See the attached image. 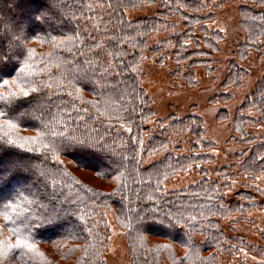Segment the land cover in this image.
<instances>
[{"label":"trees","instance_id":"obj_1","mask_svg":"<svg viewBox=\"0 0 264 264\" xmlns=\"http://www.w3.org/2000/svg\"><path fill=\"white\" fill-rule=\"evenodd\" d=\"M244 1L240 24L245 41L236 53L242 61L251 50L264 46V0ZM146 6L158 9L144 18H128V12ZM208 9V4L197 0H0V55L5 57L0 84L8 80L12 91L23 88L43 104L37 113L40 120L25 117L18 127L0 130V144L5 132L24 143L37 137L41 124H48L96 145L87 152L71 147L49 152L47 160L40 157L46 173L41 180L21 172L4 188L0 214L11 202L6 198L16 191L33 202L16 209L24 223L5 225L0 218V241L15 244L12 227L23 230L28 222L37 224L32 229L35 251L15 250L5 264H106L112 232L109 215L124 232L130 264H219L244 249L261 253L243 235L229 234L223 222L264 204L256 190H240L235 200L226 196L238 174L248 181L264 175V131L259 136L248 132L249 127H264V77L233 118L234 137L246 143L238 155L240 165L234 161L215 170V179L207 169L215 160L210 153L213 145L205 139L200 117L173 116L157 120L154 127L147 125L156 111L141 83L143 61L152 56L160 63L174 62V76L187 86L196 83L198 67L211 73L212 56L223 36L208 30L206 24L213 16ZM41 10L49 17L46 23L37 20ZM164 32L169 36L150 43ZM17 33L28 36L22 41V56L19 48H12ZM28 50L30 67L21 73ZM246 76L242 67L232 63L223 86L238 87ZM252 111L258 117L249 115ZM26 147L38 151L25 153L5 146L0 165L9 166L18 154L39 155L43 150L39 145ZM155 155L162 157L150 162ZM57 157L61 163H56ZM189 172L198 173L200 180L185 188L165 189L175 177ZM53 204L75 214L61 213L59 220L49 223L47 218L55 215ZM9 215L14 213L9 210ZM137 216L149 217L146 230L133 228ZM168 217L181 223L168 228Z\"/></svg>","mask_w":264,"mask_h":264},{"label":"rangeland","instance_id":"obj_2","mask_svg":"<svg viewBox=\"0 0 264 264\" xmlns=\"http://www.w3.org/2000/svg\"><path fill=\"white\" fill-rule=\"evenodd\" d=\"M209 5L208 12L213 16L206 24L209 31L218 32L223 36L218 52L213 54L211 67L213 71L207 73L203 66L195 72V84L187 86L184 80L174 76L175 64L168 60L167 64L160 63L155 57L147 56L143 61L139 73L141 83L156 111V118L148 122V126H156V122L187 115H196L202 119L205 139L213 145L210 153L215 157L209 164V176L216 178L215 170L234 164L238 155L243 154L246 143L234 137L233 118L254 91L257 84L264 77V46L260 50H251L249 57L243 61L237 57V47L245 41V32L241 27L240 11L246 6L244 0H197ZM155 6H146L128 12V18L138 19L154 14ZM169 33H161L150 39V43H160ZM232 63L242 67L247 76L236 86H223L225 78L231 71ZM249 115L258 117L255 111ZM264 131L263 126L249 127L248 132L259 136ZM162 156L155 155L150 162L159 160ZM238 166L240 165L237 161ZM235 164V165H236ZM94 184L103 183L84 175ZM200 180L199 174L189 172L179 175L166 184L167 191L188 187ZM105 188V187H104ZM108 189V188H107ZM243 189L256 190L264 203V175L254 181H248L238 174L232 181V188L226 191L229 200H235L236 194ZM111 226L110 247L105 255L106 264H130L127 256V241L124 232L115 224L109 215ZM229 234L239 233L246 239L248 245L260 248V252L242 250L233 259L225 258L219 264H264V204L253 207L243 215L231 216L223 222Z\"/></svg>","mask_w":264,"mask_h":264},{"label":"snow or ice","instance_id":"obj_3","mask_svg":"<svg viewBox=\"0 0 264 264\" xmlns=\"http://www.w3.org/2000/svg\"><path fill=\"white\" fill-rule=\"evenodd\" d=\"M53 5L50 3L47 6L46 11L51 12ZM49 17L46 14L45 10H41L39 13L37 20L40 23H46ZM21 32L25 31L23 29ZM28 39L27 35L21 36L19 33L16 34V39L13 42L12 48H19L21 50L20 55H24L25 45L23 44V40ZM32 59L31 50H28V60H24V67L20 68V72L24 73L29 67V60ZM5 63V57L0 55V66H3ZM11 73H9L10 75ZM37 88H32L31 92L36 93ZM0 89H4V91H0V120H3V123L0 124V130L5 128L14 129L19 126L18 122L24 120L25 117H31L32 119L40 120L41 117L37 115L38 112L42 111L43 104L36 96H30V92L21 88L19 91H12V85L8 80H4L2 84H0ZM35 101V103H33ZM25 105H30V108H26ZM40 131L35 138H29L24 143H18L17 140L12 139L10 135L5 132L3 143L0 144V152H3L5 146H11L14 148H19L23 150L25 153H36L38 149L36 147H26V145H39L43 150L40 151L39 155H17L16 159L7 167L0 165V194L3 193L4 188L9 185L14 180L19 179V174L23 172L27 175H34L37 180H41L45 175V170L40 162V157L43 156L44 160L48 159L49 152L59 153L61 151H66L69 147L75 148L80 151L87 152L96 147L95 143L90 142L87 139H81L75 136L68 134L64 128L60 130H55L49 127L48 124H41ZM56 163H61L58 157L56 159ZM104 176L111 175L109 172H101L99 173ZM122 173L115 177V179L119 180ZM89 191H92L89 189ZM31 195V193H29ZM101 195H103L101 193ZM109 195H112L111 193ZM6 199H10V203L4 204L5 211L0 214V218L5 221V225H16L17 221L24 223L21 220V212H17V208H22L26 204H31L33 201L29 200L27 196L23 194V191H16L15 195L7 197ZM57 199L55 193L53 192L51 195V200L55 201ZM19 201V203H17ZM9 210L14 213V216L9 215ZM155 209H153V212ZM53 212L54 216L51 218H47L49 223H55L56 220L61 218V213L64 215H74V210L72 209H64L62 207L57 208L55 204H53ZM149 217L137 216V221L133 224V228L137 231L146 230L147 220ZM161 224L164 221H160ZM181 223L180 219L176 217H168L167 227L175 228L177 225ZM3 226L0 225V228ZM36 223L28 222L25 224V228L23 230H18L15 227L11 228V233L16 237V243L12 244L9 242L0 241V264H5V261L9 259V253L20 250L27 249L28 251H35L34 247V236L32 234V229L36 228ZM27 232V235L24 233ZM187 243V241H184ZM167 247V246H165ZM242 251V250H241Z\"/></svg>","mask_w":264,"mask_h":264}]
</instances>
